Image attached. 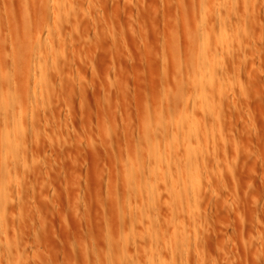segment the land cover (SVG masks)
<instances>
[{"label":"rangeland","instance_id":"obj_1","mask_svg":"<svg viewBox=\"0 0 264 264\" xmlns=\"http://www.w3.org/2000/svg\"><path fill=\"white\" fill-rule=\"evenodd\" d=\"M0 78V264H264V0H0Z\"/></svg>","mask_w":264,"mask_h":264},{"label":"bare ground","instance_id":"obj_2","mask_svg":"<svg viewBox=\"0 0 264 264\" xmlns=\"http://www.w3.org/2000/svg\"><path fill=\"white\" fill-rule=\"evenodd\" d=\"M217 20H219V18H216V21ZM199 48H200L199 49V52L201 53V45L199 46ZM16 59H18V58H16ZM16 59L14 60V64H15V61H16V64L15 65H17V67H18V65L20 63L18 61L19 59L18 60H16ZM32 60H33V58H31V61ZM196 60H197V74H195L194 75V79L191 80L190 90L188 89L191 92L180 94L175 100L172 101V103L171 102L169 103L168 100L166 101V102H168V104H170V105L172 104L173 107H175L176 104H178V106H185L186 107V111H187V113L189 115H190V112L193 110L192 108L194 106L193 105L194 100L196 98H198L199 96H201V88H202L201 87V84L205 83L204 82V80H205L204 79V73H201V60L199 58H197ZM199 60H200V63H199ZM15 65H13V66H15ZM7 78H8V76H7ZM26 78L28 80V77H26ZM17 81H12V79H11V81L10 80H7V82L9 83V87H10L7 91L8 92L11 91V93L10 92L9 93L7 92V94H9L11 96L10 97L11 101L10 100L9 101L10 102H13L12 104H14L12 106L10 104V106H9V104H8L9 101L8 102H6V101L4 102L6 104L5 105V112H6L7 117H10L11 115H13V113L15 112V110H17V107H19V106H20V108L22 107L21 104L23 102L22 99L24 97V94L27 93V91L29 92V90L27 88H26L27 89L26 92L24 91L25 88L23 90L24 84L26 82H23L22 83L21 80H20L17 83ZM0 82H1V78H0ZM7 82H5V83H7ZM2 84H4V83H0V85H2ZM189 84H190V82H189ZM7 85L8 84H6V86ZM3 86L4 87H2V88L5 89V85H3ZM2 91H4V90H2ZM3 95L7 96L6 94H3ZM5 100H6V98H5ZM14 101L17 103V105L15 104ZM15 106H16V109H15ZM167 108H168V106H167ZM18 132H20V131H18ZM166 132L168 133L169 130H167ZM20 133L23 134L24 132L22 131ZM5 136H6L5 139H6L8 145L11 144L10 145L11 147H12V145L13 146L14 145L16 146V143H15L16 142V136H18V134H16V132H11V131L7 130ZM18 138H21V140L19 139L20 142H22V140L24 139V138H22L21 135ZM17 142H19V141H17ZM152 151H153L152 152L153 153V156L151 157V160L153 159L155 162H157L160 159V154H159L160 153V150L157 149L156 147L154 149V146H153ZM188 164H189L190 169H193L194 168V160H193V157L192 156L191 157L189 156V158H188ZM0 167L3 168L4 165L3 166H0ZM4 169H1V171H4ZM194 171L193 170L191 171V176H195ZM151 174H152V172H151ZM151 174L149 172V174H148L149 176H147V177H149V181H150L149 183L140 184V185L139 184H132V185H130L128 191L126 192L127 197H129V198H135V199H138L139 200L140 203L139 204L136 203V206L133 207L134 211H136L138 209V212L139 213L143 212V209L147 206V204H150L149 203V200L154 196L155 192L157 193V191L159 189L158 188V185H157L156 174H152L153 176ZM194 180H195V178L192 177L191 182H194ZM129 190H131V191L129 192ZM191 191H192V189L191 190H186V192L185 193H182V194H179L178 191H176V196H177L178 201H179V203H178L179 204V208L181 210H183V208L185 207L184 201H185V203H186V201H188L186 207H191L192 206V204H190V202H189V198H187L188 195L190 197ZM189 210L190 209H188V211ZM0 211H1V209H0ZM184 239L185 240H188L189 238L187 239V237H184ZM131 262H133L131 264H135L136 261L134 260V261H131Z\"/></svg>","mask_w":264,"mask_h":264}]
</instances>
